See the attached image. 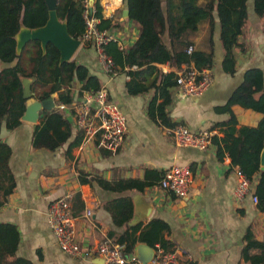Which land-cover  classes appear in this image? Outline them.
Returning a JSON list of instances; mask_svg holds the SVG:
<instances>
[{
	"label": "crops",
	"instance_id": "obj_1",
	"mask_svg": "<svg viewBox=\"0 0 264 264\" xmlns=\"http://www.w3.org/2000/svg\"><path fill=\"white\" fill-rule=\"evenodd\" d=\"M46 1L49 11H55L57 0ZM95 1L97 0H93L91 6ZM126 1L98 0L103 18L118 25L104 30L113 35V41L123 55L128 52L140 33L139 26L125 18ZM88 2L90 4V0ZM161 3L165 11L166 0H161ZM248 5L249 0L247 10ZM92 12V16H96L95 10ZM214 18V61L210 68L212 82L202 94L195 96L182 95L175 85L168 88L170 102L166 105L165 112L172 125L180 123L191 130L214 127L221 131L219 123L228 120L230 113L218 111V107L226 103L233 90L242 82L246 69L259 67L264 71V35L261 19L253 18L254 20L242 29L238 39L244 50L233 49L235 73L229 74L221 67L224 55L220 27L216 14ZM55 20L64 27V22L59 21L57 16ZM97 20L99 22L98 18ZM207 26L205 22L199 24V30L192 37L197 49H207ZM43 28L22 27L15 37H24L17 44L16 53L26 39ZM162 40L169 45L167 33L163 34ZM77 41L78 46L69 59L84 64L91 74L97 75L102 82L101 87L106 89L108 98L121 108L126 121L123 143L117 150L112 151L101 144V131L86 134L83 130L76 129L73 113L69 109H60L61 104L55 102L56 93H53L50 96L53 100L50 110L62 111L63 118L71 124L72 136L53 151L33 148L34 127L39 124L42 111L47 109L30 92L31 79L24 78L23 92L28 95L29 100L22 122L14 129H9L4 124L0 128L1 141L12 149L9 166L16 180L14 192L7 196L6 202L0 206V223L4 232V224L9 223L15 225L19 234L17 246L14 247L7 233L5 232L6 238L0 230L10 248V255L2 259L0 264H93V259L68 254L55 242L47 208L52 201L65 195L69 197L81 249L95 245L106 236L117 239L126 229L138 223H141L142 229L151 219L159 218L170 227L169 232L164 231V236L171 246H161L159 243L149 246L138 242L130 254L148 259L153 251L168 252L177 242L191 253V263L251 264L243 253L246 244L244 235L250 229L255 239L264 242V212L257 210L249 196L240 201L233 199L234 175L229 157L225 155L220 159L214 142L208 149L201 151L177 145L166 137L162 131V127L166 125L159 124L149 115L148 106L152 90L138 95L128 94L125 88V82L129 79L125 74L127 67L116 66L112 73L106 72L94 45H89V39L83 37ZM41 42L43 45L44 42ZM4 65L7 64H1ZM157 67L163 72L173 70L168 63L158 64ZM178 70L174 69V72L177 73ZM81 84L76 78L71 82V103L87 91L79 93ZM231 110L235 115L237 128L256 126L262 117L261 113L240 105H233ZM77 132L83 134L82 140L70 150L69 156H66L65 151ZM174 165L189 168L192 175L190 190L182 197L164 190L159 182L146 186L143 193H115L103 190L97 185L91 187L82 184L78 176L79 172H82L107 180H145L148 171L162 176ZM254 176L256 183L253 191L258 181V175ZM148 180L154 181L153 175H150ZM122 195L131 197L133 213L125 225L117 226L111 214L103 208V202ZM87 210L90 217L85 216ZM135 216L138 220L131 223ZM111 231L115 232L112 236ZM257 253L258 250H252L249 256Z\"/></svg>",
	"mask_w": 264,
	"mask_h": 264
},
{
	"label": "trees",
	"instance_id": "obj_2",
	"mask_svg": "<svg viewBox=\"0 0 264 264\" xmlns=\"http://www.w3.org/2000/svg\"><path fill=\"white\" fill-rule=\"evenodd\" d=\"M125 18L139 26V36L124 55L118 49L116 42L109 41L104 45L105 54L111 58L117 67H127L125 74L129 79L125 82L128 94L138 95L152 90L149 102V115L159 124L170 126L165 107L170 102L168 88L177 84L178 70L183 64L192 62L199 69L211 68L214 61L213 32L216 14L220 27V41L223 50L222 70L229 74L235 73V58L233 49L244 50L239 42V35L248 23V0H166V10L162 8L161 0H127ZM95 10L99 19L98 30L116 27L110 19L102 16V7L98 0L88 8V16ZM255 14L261 19L264 35V0H253ZM85 0H57L55 12L59 21L64 22L68 35L75 40H82L86 28L84 11ZM49 20V7L46 0H0V51L5 50L10 42L15 44V37L21 28L38 29L44 27ZM207 26L206 48H195L192 37L199 30V24ZM167 33L169 45L162 36ZM90 43L92 41L89 39ZM93 45V43H92ZM191 51L189 52V49ZM11 58H1L0 63V128L4 124L14 129L22 122L29 98L24 97V78L31 79L30 92L40 101L56 93L57 104H69L73 100L71 82L74 78L82 84L79 93L84 90H97L102 82L88 67L74 59H63L60 49L51 41L42 45L38 38L26 40ZM168 63L173 70L161 71L157 65ZM108 96V95H107ZM109 101H111L108 98ZM160 100V101H159ZM240 105L246 109L262 114L256 126L236 127L237 121L231 107ZM218 111L229 112L228 120L219 123L223 137H214L217 154L220 159L227 155L231 166L238 167L244 173L252 176L257 174L258 181L254 194L258 211L264 212V165L261 156L264 150V71L259 67L245 70L242 82L233 90L226 103L218 107ZM39 124L35 125L32 134V146L35 149L55 150L72 136L71 124L63 118L60 110H43ZM83 134L77 132L70 142L66 156L70 150L82 140ZM12 149L0 138V206L6 202L7 196L16 188L15 175L9 166ZM153 175L154 181L148 180ZM82 184L121 193L136 191L143 193L148 185L160 183L161 175L148 171L145 180L116 179L107 180L98 176L79 172ZM117 226L125 225L133 213V201L130 196H116L103 202ZM5 232L16 247L19 234L15 225L5 223ZM141 229L138 223L117 236L120 243L125 244L128 253H132L135 245L146 243L155 246H171L166 241L164 231L169 232V225L159 218L151 219L138 235ZM0 230L6 237L2 223ZM114 231L110 232L112 236ZM7 238V237H6ZM246 244L243 248L245 258L251 264H264V242L254 238L250 229L244 235ZM259 253L249 256V252ZM10 248L0 233V263Z\"/></svg>",
	"mask_w": 264,
	"mask_h": 264
},
{
	"label": "built area",
	"instance_id": "obj_3",
	"mask_svg": "<svg viewBox=\"0 0 264 264\" xmlns=\"http://www.w3.org/2000/svg\"><path fill=\"white\" fill-rule=\"evenodd\" d=\"M85 6L86 28L83 37L92 41L102 67L106 72L112 73L115 65L111 58L105 54L104 45L113 41L114 37L107 30L97 29L96 16H88V8L91 6L88 0H85ZM176 75V88L182 95L189 96L202 94L213 79L209 68L199 70L192 63H186ZM59 108L69 109L73 113L76 129H81L86 134L101 131L100 141L103 147L112 151L121 147L126 130L125 116L117 103L108 100L104 87L87 90L70 105L61 104ZM162 131L177 145L201 151L212 145L214 137H223V133L214 127L191 130L180 123L163 126ZM233 175V199L240 201L249 196L256 204L257 196L253 191L256 176H250L238 167H233ZM192 180L189 168L174 165L163 174L160 186L173 195L182 197L188 194ZM47 216L56 244L68 254L93 259V264H202L200 262L191 263V253L177 242L168 252L153 251V255L147 263H143L137 256H130V253L125 249V244L113 237L106 236L95 245L81 249L75 228V218L71 214L69 197L66 195L50 203L47 208ZM85 216L90 217L89 210L86 211Z\"/></svg>",
	"mask_w": 264,
	"mask_h": 264
},
{
	"label": "water",
	"instance_id": "obj_4",
	"mask_svg": "<svg viewBox=\"0 0 264 264\" xmlns=\"http://www.w3.org/2000/svg\"><path fill=\"white\" fill-rule=\"evenodd\" d=\"M93 3V0H90V5ZM53 8V6L51 7ZM56 14H55V11L54 9H50L49 11V20L47 22V24L44 26V28L39 31L38 33H35L33 34L30 38L28 39H32V38H38L40 39L41 41L44 42V44L47 42V41H51L54 45H56L59 49H60V52H61V56L63 59H69L74 50L76 49V47L78 46V41L71 38L66 29H65V25L64 27L61 26V29L64 30L62 34L58 33L56 29H54V26L56 24ZM26 39V40H28ZM25 40V41H26ZM23 82V81H22ZM27 88V87H26ZM29 89H30V86H29ZM24 93V97L26 98H29L28 95ZM41 102V105L46 108L47 110H50L53 106V100L52 98H47V99H44ZM261 164L262 166L264 165V150L262 152V156H261ZM135 220H138V217L135 216L133 218V220L131 221V223H133ZM133 255V254H130V256ZM153 255V252L151 253L150 257L147 259L145 258H140L143 263H147V261L152 257ZM135 256V255H134ZM138 257V256H137Z\"/></svg>",
	"mask_w": 264,
	"mask_h": 264
},
{
	"label": "rangeland",
	"instance_id": "obj_5",
	"mask_svg": "<svg viewBox=\"0 0 264 264\" xmlns=\"http://www.w3.org/2000/svg\"><path fill=\"white\" fill-rule=\"evenodd\" d=\"M252 3H253V0H249V5H248V12H249V20H248V23L250 21H253L255 19H260L254 12V9H253V6H252ZM24 37H19L18 36V39L15 38L14 42L15 44H12V41L10 42L9 46L6 47L5 50H2L0 51V59L1 58H11V55L12 53H14L16 50V47H17V44L21 42V40L23 39ZM18 41V42H17ZM3 64L2 62L0 63V65Z\"/></svg>",
	"mask_w": 264,
	"mask_h": 264
},
{
	"label": "bare ground",
	"instance_id": "obj_6",
	"mask_svg": "<svg viewBox=\"0 0 264 264\" xmlns=\"http://www.w3.org/2000/svg\"><path fill=\"white\" fill-rule=\"evenodd\" d=\"M57 21V20H56ZM62 26V25H61ZM61 26L59 25V23L56 22L54 29L57 30L58 33L62 34L64 30L61 29ZM64 34V33H63Z\"/></svg>",
	"mask_w": 264,
	"mask_h": 264
}]
</instances>
